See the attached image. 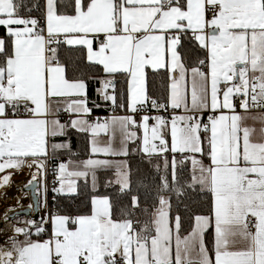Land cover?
Segmentation results:
<instances>
[{
  "label": "snow or ice",
  "instance_id": "snow-or-ice-1",
  "mask_svg": "<svg viewBox=\"0 0 264 264\" xmlns=\"http://www.w3.org/2000/svg\"><path fill=\"white\" fill-rule=\"evenodd\" d=\"M0 204V264H264V0H0Z\"/></svg>",
  "mask_w": 264,
  "mask_h": 264
},
{
  "label": "rangeland",
  "instance_id": "rangeland-1",
  "mask_svg": "<svg viewBox=\"0 0 264 264\" xmlns=\"http://www.w3.org/2000/svg\"><path fill=\"white\" fill-rule=\"evenodd\" d=\"M17 180L19 181V180H23V177H17ZM8 203H10V201H8ZM3 209V205L2 204H0V210H2Z\"/></svg>",
  "mask_w": 264,
  "mask_h": 264
},
{
  "label": "bare ground",
  "instance_id": "bare-ground-1",
  "mask_svg": "<svg viewBox=\"0 0 264 264\" xmlns=\"http://www.w3.org/2000/svg\"><path fill=\"white\" fill-rule=\"evenodd\" d=\"M10 203H12V201H10Z\"/></svg>",
  "mask_w": 264,
  "mask_h": 264
},
{
  "label": "crops",
  "instance_id": "crops-1",
  "mask_svg": "<svg viewBox=\"0 0 264 264\" xmlns=\"http://www.w3.org/2000/svg\"><path fill=\"white\" fill-rule=\"evenodd\" d=\"M23 179H24V177H23Z\"/></svg>",
  "mask_w": 264,
  "mask_h": 264
}]
</instances>
